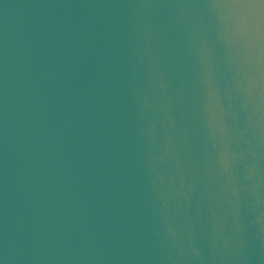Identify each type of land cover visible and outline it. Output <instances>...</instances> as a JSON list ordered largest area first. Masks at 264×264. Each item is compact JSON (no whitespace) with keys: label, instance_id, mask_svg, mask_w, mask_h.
I'll return each instance as SVG.
<instances>
[{"label":"water","instance_id":"1","mask_svg":"<svg viewBox=\"0 0 264 264\" xmlns=\"http://www.w3.org/2000/svg\"><path fill=\"white\" fill-rule=\"evenodd\" d=\"M217 0H0V264H264V56Z\"/></svg>","mask_w":264,"mask_h":264},{"label":"clouds","instance_id":"2","mask_svg":"<svg viewBox=\"0 0 264 264\" xmlns=\"http://www.w3.org/2000/svg\"><path fill=\"white\" fill-rule=\"evenodd\" d=\"M229 15L232 18V32L252 46L259 64L264 56V3L247 8L242 21H237L231 13Z\"/></svg>","mask_w":264,"mask_h":264},{"label":"snow or ice","instance_id":"3","mask_svg":"<svg viewBox=\"0 0 264 264\" xmlns=\"http://www.w3.org/2000/svg\"><path fill=\"white\" fill-rule=\"evenodd\" d=\"M262 3L264 0H217L216 6L230 10L237 21H242L247 8Z\"/></svg>","mask_w":264,"mask_h":264}]
</instances>
